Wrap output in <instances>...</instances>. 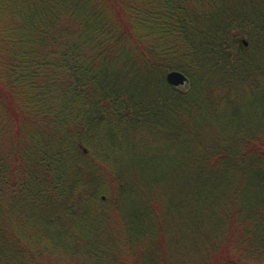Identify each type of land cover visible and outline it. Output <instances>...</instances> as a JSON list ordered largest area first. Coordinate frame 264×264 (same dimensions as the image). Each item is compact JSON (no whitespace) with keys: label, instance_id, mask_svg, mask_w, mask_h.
I'll use <instances>...</instances> for the list:
<instances>
[{"label":"trees","instance_id":"obj_1","mask_svg":"<svg viewBox=\"0 0 264 264\" xmlns=\"http://www.w3.org/2000/svg\"><path fill=\"white\" fill-rule=\"evenodd\" d=\"M189 224L264 264V0H0V264H154Z\"/></svg>","mask_w":264,"mask_h":264},{"label":"rangeland","instance_id":"obj_2","mask_svg":"<svg viewBox=\"0 0 264 264\" xmlns=\"http://www.w3.org/2000/svg\"><path fill=\"white\" fill-rule=\"evenodd\" d=\"M186 78L187 81L185 84L188 83V77L185 73H183ZM258 79V77H257ZM183 84L182 86H179L181 88L184 87ZM178 87V88H179ZM246 87V86H245ZM219 89L215 90L216 92ZM239 91V90H238ZM234 92L235 94L237 93L239 98H242L244 96V94H246L247 96L249 95V93L247 92V90L242 89L239 91V93ZM220 92V91H219ZM247 96L244 98L246 99ZM243 104V103H242ZM202 109V108H201ZM140 134H144V136H147L146 139L151 140L150 145L152 144H159L160 141L159 137H155L153 136L155 133L152 132H147L146 130H141ZM139 134V135H140ZM157 138V139H156ZM157 148V147H156ZM159 149V148H158ZM169 162L172 161L170 158ZM123 160V161H122ZM121 162H119L120 165V169H124L127 172L126 175V180L128 182L129 185V167L131 163L135 162V159L133 157H129V153H124L123 157H122ZM165 162H158V164L161 166L164 165ZM172 163V162H171ZM173 166V165H172ZM128 192H129V187L127 188ZM166 197L168 198L169 196L166 195ZM162 198V197H161ZM150 199H156L159 200L160 199V193L156 194V196H150ZM127 205L132 204L131 201H129V199L127 200ZM155 207H157L155 205ZM114 216V217H113ZM113 219H111V223L112 225H110L109 227V233L111 234V236H114V231L116 230L115 227H113V225L117 226L119 223L118 221L120 220V216H116V214H113ZM190 218H194L193 216H190ZM121 222V220H120ZM122 223V222H121ZM182 227V226H181ZM193 226L192 224H189L188 226H184L182 228H180V230L178 229H174V227H172V229L169 230V232L163 233L160 232L157 234V236L163 237L162 239H165V242L162 244V248H158L157 250H155L154 255L152 256L153 259V263L154 264H219V260L215 257L207 256L203 258L201 257L202 252H204V249L207 250L206 247H209V240L203 242L202 245H199V249L196 247L197 244H199L198 242H196V238L193 236ZM155 238L157 239V237L155 236ZM114 242V241H113ZM112 245H110L111 251H104V249H99V253L101 254V256L103 255H110L113 256L114 259L119 258V253L120 255H122V261L118 263H114V264H134L135 261L138 263L137 264H149L148 259L146 256L144 255L145 252V245L141 242H139L138 244H130V248L127 244H124L122 242H115ZM145 243V242H144ZM100 248H108L109 245H105V244H101L99 246ZM130 251V254H129ZM57 256V255H56ZM132 257V258H131ZM146 259V260H145ZM53 263L52 264H89L90 260L88 259V257L86 256H81V255H74L70 257H62V256H57L55 258L52 259ZM103 264V263H101ZM107 264H113V263H107Z\"/></svg>","mask_w":264,"mask_h":264},{"label":"water","instance_id":"obj_3","mask_svg":"<svg viewBox=\"0 0 264 264\" xmlns=\"http://www.w3.org/2000/svg\"><path fill=\"white\" fill-rule=\"evenodd\" d=\"M241 42L244 45L247 44V42L244 39H242ZM165 78H166L167 83L173 86L183 85L187 81L186 76L182 72L176 71V70H172L168 72Z\"/></svg>","mask_w":264,"mask_h":264}]
</instances>
